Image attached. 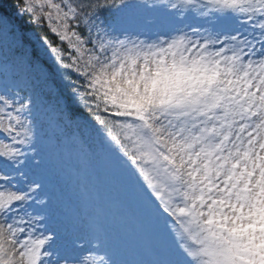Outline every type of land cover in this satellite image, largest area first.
<instances>
[{"label": "snow or ice", "instance_id": "1", "mask_svg": "<svg viewBox=\"0 0 264 264\" xmlns=\"http://www.w3.org/2000/svg\"><path fill=\"white\" fill-rule=\"evenodd\" d=\"M41 116L131 179L154 264H264V0H0V264H118Z\"/></svg>", "mask_w": 264, "mask_h": 264}, {"label": "rangeland", "instance_id": "2", "mask_svg": "<svg viewBox=\"0 0 264 264\" xmlns=\"http://www.w3.org/2000/svg\"><path fill=\"white\" fill-rule=\"evenodd\" d=\"M40 119L49 137L42 147V172L58 207L82 220L94 219L118 264H154L161 259L162 233L154 229L159 222L127 174L106 154L86 153L66 138L58 140L55 124L47 126V119Z\"/></svg>", "mask_w": 264, "mask_h": 264}, {"label": "trees", "instance_id": "3", "mask_svg": "<svg viewBox=\"0 0 264 264\" xmlns=\"http://www.w3.org/2000/svg\"><path fill=\"white\" fill-rule=\"evenodd\" d=\"M9 3H11V0H8Z\"/></svg>", "mask_w": 264, "mask_h": 264}]
</instances>
